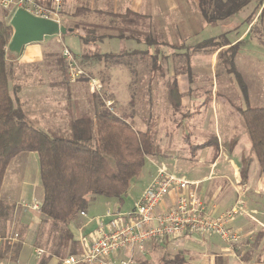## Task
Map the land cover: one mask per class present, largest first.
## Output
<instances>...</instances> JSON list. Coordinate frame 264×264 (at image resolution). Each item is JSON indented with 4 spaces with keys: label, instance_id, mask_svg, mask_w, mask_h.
Instances as JSON below:
<instances>
[{
    "label": "crops",
    "instance_id": "crops-1",
    "mask_svg": "<svg viewBox=\"0 0 264 264\" xmlns=\"http://www.w3.org/2000/svg\"><path fill=\"white\" fill-rule=\"evenodd\" d=\"M37 1L45 8H53L55 4V0ZM61 6L62 16L73 14L78 8H87L101 15L121 16L123 19L120 22L125 18L127 21L134 20L135 29L141 31L139 35L131 36L129 31L131 27H128L125 37H122L118 29L122 26L113 25L110 29H101L102 33L109 35L92 44H84L79 34L68 33L77 38L78 51L74 54L77 59L86 54L118 56L125 53L135 54L134 52H147V56L156 55L159 58L157 64H152L153 67L148 70L149 78H140L138 75L132 78L131 72L134 74L148 72L144 67L140 70V66H137L131 71L126 63L108 65L104 57L101 60H89V66L84 68L87 73L95 71L98 74L100 77L98 80L102 84L101 92L106 88L109 89L108 95L104 98V104L108 107L107 102L111 101L112 108L118 105V93L115 91L119 83L118 79L121 74H125L126 88L137 89L140 86L144 89L142 96L158 109L159 117L155 120V127L144 125L139 130L148 132L152 136V131L156 129L158 132L162 131L165 124L173 133L170 136L165 130L164 135L167 138L171 137L168 142L164 144L155 142L159 145V149L146 159V163L150 161L151 166L145 168L144 165L140 172L145 175L147 181L138 198L155 177L157 168L164 166L178 176L199 182L195 190L196 195L203 201L207 212L212 216H218L230 209L239 199L244 201L241 213L228 224L229 227L240 232L238 242L229 243L216 233L204 235L187 233L176 240H151L146 243L144 253L135 255V264H162L164 258L172 259L174 256H167V254L156 256L154 252L168 248L179 249L175 256H182L183 264H264V177L260 174L257 156L245 124L240 126L228 116L221 120L218 114L215 116L212 135L203 142L194 141L202 134L208 136L207 132L201 131L205 120L201 118L202 112L206 109V116L209 109L218 112L217 96H211L208 100L204 96L201 97L203 93L197 91L199 88L206 89L207 85L198 79V75L207 71L214 73L219 57L227 53L230 48H236L237 53L245 40L250 42L247 47H250L249 50L254 51V54L258 49L262 52L264 0H250L239 12L216 23H209L204 18L199 9V0H61ZM116 22L115 20V24ZM258 25H261V29L256 31L255 27ZM240 26L243 28L241 32L238 30ZM64 36H51L61 43V51L64 46L69 48L65 44ZM150 37L153 44L148 43L147 39ZM45 39L43 43H46ZM207 41L212 42L207 44ZM256 41L259 43L256 44ZM23 53L19 54L20 60ZM236 53L238 57L243 55ZM26 54L27 57L22 61L27 65L25 70L29 68L32 72L33 69H37L38 74L27 76L31 79L28 82H21L22 89L19 97L23 102L27 119L34 125L43 129L60 125L65 127L68 90L73 97L76 94L74 101L77 105L83 101L88 109L91 100L85 95L86 92L93 95L101 94V92H93L85 78L74 84L71 83L68 88L60 65L30 67L29 64L43 59V48L39 47ZM225 71L232 72L227 68ZM105 73H109V78L105 77ZM169 81H176L181 94L180 107L177 110L171 106L167 97ZM42 85H47L51 94L57 90L61 92L60 95L64 93L66 98L61 97L56 101L48 102V98L43 99L37 96L40 91L37 88ZM85 88L86 91L83 92ZM40 102L41 106L44 104L49 107L42 109L43 111L31 108L32 105L39 106ZM210 105L216 106L209 108ZM98 108L101 109V106ZM162 112L165 115L169 114L167 117L162 116ZM93 116L95 117L96 113ZM166 118H168L167 121H165ZM149 119L148 121H152L151 118ZM24 172H26V178H24ZM19 184H25L26 189L21 187L19 192L15 191L16 185ZM0 196L2 200L13 206L10 215L12 234L17 230L21 232L20 239L17 240L15 248L7 259L9 264L10 262L11 264H57L56 260L59 262V258L53 255L54 257L52 256L49 260L45 259V256L50 257V252H46L42 245L37 243L38 230L43 227L45 220L41 209L39 211L31 207L34 203L42 204L44 200L40 157L37 151H23L11 159L1 186ZM177 196V191L171 192L161 203L159 210L172 208L177 201ZM96 199L97 197L92 204L89 203L90 208L88 205L87 209L82 211L85 215L80 213L69 225L73 235L70 244L77 245L76 253L84 252L88 246L87 238L95 232L100 218L103 221L110 219L107 216L109 209L119 208L122 212L132 209L130 207L122 210L124 202L116 198ZM38 247L44 250L43 255L39 256L35 252ZM127 254L119 252L112 258L119 262Z\"/></svg>",
    "mask_w": 264,
    "mask_h": 264
},
{
    "label": "trees",
    "instance_id": "trees-1",
    "mask_svg": "<svg viewBox=\"0 0 264 264\" xmlns=\"http://www.w3.org/2000/svg\"><path fill=\"white\" fill-rule=\"evenodd\" d=\"M249 2L250 0H199V9L209 23H216L233 16ZM105 15L110 17L109 24L94 25L84 34L79 33L78 27L71 26L70 33L79 34L84 44H92L109 35L102 32L96 35L98 28L107 30L113 25H120L122 27L118 29L122 37H125L126 28L131 27L132 31L134 20L127 21L124 17L120 22L123 19L121 16ZM12 36L10 20L0 19V192L11 159L23 151H37L44 186V200L41 204V212L45 216L43 224L50 222L51 231H59V241L68 243L73 237L69 225L87 209L88 197L103 196L123 201V196L140 174L147 157L156 153L159 145L151 134L135 128L114 108L111 110L106 107L104 98L95 117L88 112H79L69 91L65 107L67 124L64 128L43 129L29 122L23 102L18 96L22 85L11 84L12 71L9 69L7 48ZM147 40L149 44L154 43L151 37ZM235 50L236 48H230L229 51ZM134 53L131 54H141L142 59L150 58L153 65L159 60L156 55L147 56V52ZM124 55L126 54L118 56ZM116 56L95 53L76 59L81 67L86 68L89 60H101L104 57L106 61V58ZM231 61L232 56L229 59ZM59 62L64 82L69 88L71 82L66 59L62 56ZM120 62L127 63L119 60L112 63ZM84 78L88 80L87 77L80 79ZM167 97L171 106L175 110L179 109L181 94L176 81L168 82ZM241 114L257 156L260 174L264 177V107L247 106ZM12 209L13 206L0 196V222L3 223L0 226V237L5 234L6 221ZM162 264H183V259L180 255L172 259L164 258Z\"/></svg>",
    "mask_w": 264,
    "mask_h": 264
},
{
    "label": "rangeland",
    "instance_id": "rangeland-1",
    "mask_svg": "<svg viewBox=\"0 0 264 264\" xmlns=\"http://www.w3.org/2000/svg\"><path fill=\"white\" fill-rule=\"evenodd\" d=\"M62 9V6H61ZM61 9H60V23L67 27L75 26L78 27L79 31L81 33H86V31L93 27L94 25H101V24H109L110 17L107 15H101L97 13L96 11L89 10L87 8H78L73 14H68V16H62L61 15ZM12 14H9L7 11L0 9V19H8L11 20ZM256 31L261 29V25H258L255 27ZM238 30L241 32L243 30L242 26L238 28ZM103 32L100 30V28L97 29L96 35L101 34ZM139 35L141 33L140 30L135 29V26L132 27V31L130 30V34L133 35ZM253 33V32H252ZM264 33V31H263ZM65 44L70 48H68L70 51L73 52V54H77L78 47H77V38L73 36L72 34H66L64 37ZM46 43L41 42H34L33 45H27L26 51L23 53V57L20 60L19 54L15 52L9 51L7 48V58H8V64L9 69L12 71V79L11 84H22L21 82H28L29 76H35L37 75V69H33L31 72V69L25 70V65L22 61L25 60L27 57V52H30L32 50H37L39 47L43 48V59L40 62L29 64L30 67H38L43 65H60L59 60H61L63 56V51L61 48V43L59 41H56V39H53L51 36H46L45 39ZM250 42L245 40L241 44V50L237 51L239 54H243L241 57H238L235 55L236 51H228L227 53H223L218 60V64L216 66V70L214 69V73L207 71L206 73L199 74L198 79L202 80L206 85V89H200L197 90L201 94V97L204 96L205 98H209L211 96H217L218 99V112L213 111L212 109H209V113L206 116L205 110L201 114V118L205 119L203 122V125L201 127V131L203 133L207 132L208 136L206 134H202L198 136V139L195 138V142L200 143L205 140H207L212 135V127L214 124L215 116H218L221 120L225 118L226 116L230 117L233 122H238V125L244 126L243 124V118L241 111L246 109L247 106L250 107H264V41L263 44V50L261 52V49H258V51H250L247 45ZM258 44L259 42H255ZM64 48H67L64 46ZM63 48V50H64ZM55 54H54V53ZM236 53V54H237ZM124 56H116V58H106L105 63L108 65L113 64L112 62L124 61L127 62L126 64H129V69L132 71L134 70V67L140 66V70L142 68H146L147 71L153 67L152 62L150 58H140L141 55L136 56L133 54L125 53ZM233 57V61L229 62L230 57ZM77 60V59H76ZM123 63V62H120ZM83 68V67H82ZM233 70L231 73L225 71V69ZM84 69V68H83ZM109 69V68H108ZM107 72V71H106ZM161 73V71H160ZM42 74V73H40ZM132 78L135 77L136 73L134 74L131 72ZM88 75L96 78H100L95 71H91V73H88ZM98 77H97V76ZM125 74H121L119 77V83L117 85V88L115 91L117 94V106L114 107L115 111L125 117L135 128L141 129L144 125L148 127H155V120L158 119L159 115L157 116L158 109L156 106L149 104L147 99H145L142 96V93L144 92V89H141L139 86L137 89H127L125 85ZM140 76V78H149L150 74L148 72H141L137 74ZM28 76V77H27ZM105 77L109 78V73H105ZM147 80V79H145ZM70 81V80H69ZM34 84H37L36 81H33ZM71 82V81H70ZM136 82V81H135ZM41 83V82H40ZM74 84V82H71ZM68 87V86H67ZM70 87V86H69ZM39 89V95L43 99L48 98V102H53L58 100L59 98L63 97L66 98V95L63 93L60 95L61 92H53L50 93V90L47 89V85H42L38 87ZM105 89V88H104ZM60 90V89H59ZM62 91V90H60ZM65 91V90H64ZM70 92V97H73ZM86 91V88L83 90V92ZM111 91V90H110ZM109 89L106 88V90H103L101 94L93 95L86 92V96L91 100V105L89 109L85 105L83 101L79 102L78 109L79 112H88L91 115L97 113L99 111V106H102V98H105L108 95ZM212 93V94H211ZM20 94V92H19ZM18 94V96H19ZM76 94L73 97V101ZM20 98V97H19ZM68 98V95H67ZM116 98V96H114ZM51 100V101H50ZM66 100V99H65ZM204 101V100H203ZM40 105H32L31 108L33 109H40V111H43L42 109H46L49 107V105H42L41 102ZM216 105L209 106V108H212ZM51 107V105H50ZM25 110V108H24ZM26 112V111H25ZM169 113L165 115L164 112H162V116H166ZM149 118L152 119V121ZM164 118V117H163ZM162 118V120H163ZM147 120V122H146ZM168 118H166L165 121H167ZM146 122V123H145ZM67 124V123H66ZM65 124V125H66ZM56 128H63V126H55ZM167 131L170 136L173 134L171 133V129H168L167 125L163 124V135L162 131H159L156 129L155 131H152L153 139L156 143H165L171 137H166L164 135V131ZM236 137V136H234ZM159 139V140H157ZM146 163V162H145ZM151 166V162L147 161L145 164V168ZM142 172V171H141ZM22 173V172H21ZM20 173V174H21ZM22 177V176H21ZM24 178H26V172H24ZM18 179V177H17ZM18 181V180H17ZM145 175L140 173L135 177L133 180L129 190L127 193L123 196V209L126 210L130 207L133 208L135 204V200L138 198V195L140 194L141 190L145 186L146 183ZM21 187H24V190L26 189L25 184H19L16 185L15 191L19 192ZM98 200L99 198H102L104 200H108L106 197L103 196H96ZM89 203L92 204L94 201L95 196H89ZM135 201V202H134ZM113 202V201H112ZM107 203V202H104ZM91 206L89 205V208ZM107 207V205L105 206ZM41 209V208H40ZM40 211V210H39ZM10 214L8 220L6 221V230L3 237H0V260H4L6 264H9V261L7 260L10 256V252L13 251V249L16 246L17 238L12 244H9V240H11L12 236L15 234L20 235V230H17V232L13 233L12 230V222L10 219ZM3 223L0 222V226ZM55 232V233H54ZM59 231H51V224L50 222H47L43 225V227H40L38 230V245H42L46 252H50V257L45 256V259L51 258L53 255L57 256L60 261H62L63 258H65L70 253H76L77 245L75 243L70 244V240L67 242H61L58 238ZM12 237V238H11ZM21 237V235H20ZM11 238V239H10ZM40 247V246H39ZM38 247V248H39ZM179 249H163L160 251H155L154 254L161 255V254H167V256H174L177 254ZM75 251V252H73ZM54 257V256H53ZM147 257V256H146ZM144 257V258H146ZM56 260V259H55ZM12 261V260H11ZM60 261L56 260L57 264H61ZM15 263V262H14ZM11 264V262H10ZM19 264V263H18Z\"/></svg>",
    "mask_w": 264,
    "mask_h": 264
},
{
    "label": "built area",
    "instance_id": "built-area-1",
    "mask_svg": "<svg viewBox=\"0 0 264 264\" xmlns=\"http://www.w3.org/2000/svg\"><path fill=\"white\" fill-rule=\"evenodd\" d=\"M24 9L39 17L60 21L61 0H55L53 8H45L37 0H0V9L14 14L17 9ZM11 15V16H12ZM63 57L66 59L68 77L76 82L82 77L88 78L93 92L100 93L102 84L96 77L88 75L68 49L64 48ZM112 110V102H107ZM198 181H191L170 172L164 166L157 168L153 180L145 187L133 208L122 212L119 208L109 209L108 221L100 222L91 237L87 238L88 246L82 253H70L62 259V264H135V255L144 253L146 243L151 240H176L183 235L216 233L229 243L240 239V232L228 226L229 222L241 213L243 199L218 216L207 212L203 201L196 195ZM177 191V201L168 210H159L161 203L168 195ZM33 209L40 210L41 204L34 203ZM85 215V212H81ZM14 237V238H12ZM8 242L12 244L17 233ZM14 239V241H12ZM37 255H43L44 250L36 248ZM119 252L128 253L119 262L112 258ZM0 264H6L0 260Z\"/></svg>",
    "mask_w": 264,
    "mask_h": 264
},
{
    "label": "water",
    "instance_id": "water-1",
    "mask_svg": "<svg viewBox=\"0 0 264 264\" xmlns=\"http://www.w3.org/2000/svg\"><path fill=\"white\" fill-rule=\"evenodd\" d=\"M10 23L13 27V36L8 49L17 54L23 53L27 44L41 42L46 36L66 35L72 32V28L55 19L39 17L22 8L15 11Z\"/></svg>",
    "mask_w": 264,
    "mask_h": 264
}]
</instances>
